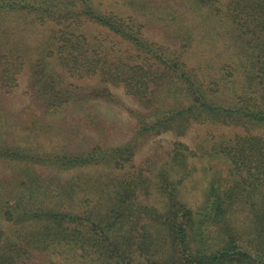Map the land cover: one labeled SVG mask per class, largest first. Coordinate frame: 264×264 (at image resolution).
Returning a JSON list of instances; mask_svg holds the SVG:
<instances>
[{
	"label": "trees",
	"instance_id": "16d2710c",
	"mask_svg": "<svg viewBox=\"0 0 264 264\" xmlns=\"http://www.w3.org/2000/svg\"><path fill=\"white\" fill-rule=\"evenodd\" d=\"M147 15L166 44L143 34ZM202 38L214 76L182 57ZM113 89L139 108L120 142L104 137L115 119L86 112L122 104ZM74 109L90 118L73 126ZM205 124L245 132L199 154L176 140L160 164L135 166L146 139ZM201 154L236 181H212L193 210L178 194L190 171L169 167ZM0 167V264H264V0H0ZM237 212L247 242L230 231Z\"/></svg>",
	"mask_w": 264,
	"mask_h": 264
},
{
	"label": "rangeland",
	"instance_id": "374dc122",
	"mask_svg": "<svg viewBox=\"0 0 264 264\" xmlns=\"http://www.w3.org/2000/svg\"><path fill=\"white\" fill-rule=\"evenodd\" d=\"M223 1L225 3L227 0ZM177 7L180 11L181 7ZM144 26L145 33L143 34L146 38L158 44H166L167 28H163L161 24L151 20V17L148 15L146 17ZM195 36L197 38H201V36L198 34V31ZM203 40L205 42L201 39L196 41L193 44L192 49L189 50L187 54L182 55V57H184L187 62L193 66L199 67L202 74L206 76H214L218 66L216 60L218 59L219 54L217 55V49L213 47L211 42H208L205 39ZM173 47L174 45H168V48ZM25 73L26 74H21L19 76V90L28 88L29 86L27 71H25ZM73 83L82 84L83 87H93L96 84V82L92 80H86L85 82L73 81ZM113 91L114 94L121 99L122 104H86V112L89 114V116H93L97 113L101 115L100 118L103 116H111L113 119H115L114 121L110 120V134H104V137H109V140L111 141L120 142L131 136L133 127L135 125V119L131 118V115L128 113L126 108L132 107L134 110H139V108L135 102H132L125 96L121 89H113ZM18 103L19 102H14L11 105L9 104L7 109L12 108L11 112L13 113L19 112L23 102L20 106H18ZM80 111V109H74L69 113L70 116H68V119H70V121L72 120L71 122L73 126L74 123H76V119L89 117L87 116V113ZM64 126L67 127V125ZM75 127L77 128L78 126ZM244 132V128L236 126H222L217 124H205L200 126L191 125L187 130H185L184 135L181 137H176V135L171 131L163 132L161 135L148 138L142 143V145L136 151L134 164L135 166L141 167L143 169L149 168L150 166H148V164L150 162L155 161L156 164H160L163 162V160L167 159L166 152L169 149L170 144L176 140L184 143L190 150H197L196 152L198 153L199 150L208 148V146L211 144L213 145L219 142L229 141L235 136L243 135ZM256 132L257 131L254 130L248 131V133L251 134H256ZM169 169L170 176L174 179H179L180 176L183 177V173H185L186 169L190 171V174L185 176L184 182L180 186L178 194L179 199L190 206L193 210H196L205 196H207V191L212 181L216 180L219 183L220 191L231 190L236 181L235 177L231 173L230 163L218 155L206 156L201 154L200 157L188 158L179 162L178 164H173L172 167H169ZM7 171L9 170L7 169ZM139 199L144 200L142 197ZM151 200L156 201L163 207L165 203H167L168 197L154 193L151 197ZM231 215L233 217H231L229 223L231 225L233 224L234 226L230 228V231L242 236L241 238L237 235L238 238L242 239L244 242H247V238L244 236V234L247 232L246 228L248 226L245 214L237 212L236 214L232 213Z\"/></svg>",
	"mask_w": 264,
	"mask_h": 264
}]
</instances>
